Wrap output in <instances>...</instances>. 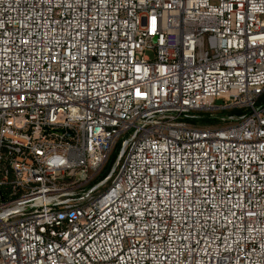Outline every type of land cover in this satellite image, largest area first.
I'll use <instances>...</instances> for the list:
<instances>
[{
  "label": "built area",
  "instance_id": "built-area-1",
  "mask_svg": "<svg viewBox=\"0 0 264 264\" xmlns=\"http://www.w3.org/2000/svg\"><path fill=\"white\" fill-rule=\"evenodd\" d=\"M0 264H264V0H0Z\"/></svg>",
  "mask_w": 264,
  "mask_h": 264
},
{
  "label": "rangeland",
  "instance_id": "rangeland-1",
  "mask_svg": "<svg viewBox=\"0 0 264 264\" xmlns=\"http://www.w3.org/2000/svg\"><path fill=\"white\" fill-rule=\"evenodd\" d=\"M217 103H222V100H218Z\"/></svg>",
  "mask_w": 264,
  "mask_h": 264
},
{
  "label": "water",
  "instance_id": "water-1",
  "mask_svg": "<svg viewBox=\"0 0 264 264\" xmlns=\"http://www.w3.org/2000/svg\"><path fill=\"white\" fill-rule=\"evenodd\" d=\"M61 132H64V130H60ZM71 134V132H69Z\"/></svg>",
  "mask_w": 264,
  "mask_h": 264
},
{
  "label": "trees",
  "instance_id": "trees-1",
  "mask_svg": "<svg viewBox=\"0 0 264 264\" xmlns=\"http://www.w3.org/2000/svg\"><path fill=\"white\" fill-rule=\"evenodd\" d=\"M237 112H241L240 110H237Z\"/></svg>",
  "mask_w": 264,
  "mask_h": 264
}]
</instances>
